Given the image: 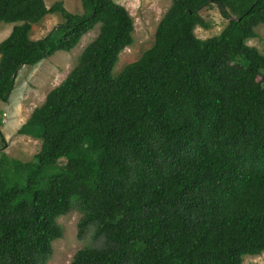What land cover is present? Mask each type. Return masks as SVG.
<instances>
[{
	"label": "trees",
	"instance_id": "obj_1",
	"mask_svg": "<svg viewBox=\"0 0 264 264\" xmlns=\"http://www.w3.org/2000/svg\"><path fill=\"white\" fill-rule=\"evenodd\" d=\"M0 0V101L24 67L71 53L100 25L76 67L19 135L41 140L32 161L0 151V264H48L59 218L81 213L71 264H243L264 253V54L250 47L264 0H173L153 46L119 74L134 22L112 0ZM216 5L227 26L199 12ZM63 22L31 39L48 15ZM0 138L5 143L2 132Z\"/></svg>",
	"mask_w": 264,
	"mask_h": 264
},
{
	"label": "rangeland",
	"instance_id": "obj_2",
	"mask_svg": "<svg viewBox=\"0 0 264 264\" xmlns=\"http://www.w3.org/2000/svg\"><path fill=\"white\" fill-rule=\"evenodd\" d=\"M123 6L134 22L133 45L126 48L119 57L113 75L119 74L127 65L140 59L155 41L158 25L173 4V0H112ZM51 8L56 2L72 14H82L81 0H44ZM201 18L209 25L208 29L197 27L194 31L198 39L206 40L218 36L227 26L216 5H211L199 12ZM59 15H48L40 24L32 27L31 39L39 40L47 36L62 23ZM16 24H0V43L12 32ZM100 25L86 34L71 53L57 52L32 67H24L16 80V87L8 103L0 101V131L5 143L0 138V151L10 158L23 162L32 161L42 147L41 140L19 135V130L28 121L33 111L41 107L47 95L60 86L76 67L84 49L99 35ZM257 38L248 41L250 47L264 54V25L255 29ZM82 215L72 210L59 218L58 224L63 229L62 239L53 243V255L48 264H71L74 255L85 247L96 246L92 239L93 231H88L83 239L78 238V224ZM243 264H264V253L260 256H246Z\"/></svg>",
	"mask_w": 264,
	"mask_h": 264
}]
</instances>
